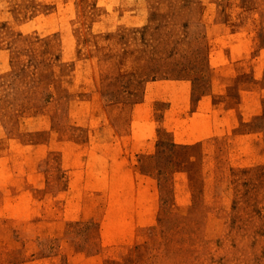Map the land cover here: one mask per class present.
<instances>
[{
	"label": "rangeland",
	"instance_id": "rangeland-1",
	"mask_svg": "<svg viewBox=\"0 0 264 264\" xmlns=\"http://www.w3.org/2000/svg\"><path fill=\"white\" fill-rule=\"evenodd\" d=\"M0 264H264V0H0Z\"/></svg>",
	"mask_w": 264,
	"mask_h": 264
}]
</instances>
